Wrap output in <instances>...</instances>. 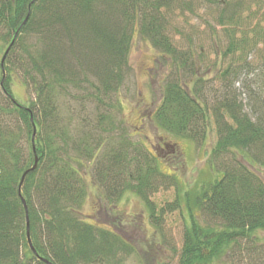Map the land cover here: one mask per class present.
I'll return each mask as SVG.
<instances>
[{
	"label": "trees",
	"instance_id": "obj_1",
	"mask_svg": "<svg viewBox=\"0 0 264 264\" xmlns=\"http://www.w3.org/2000/svg\"><path fill=\"white\" fill-rule=\"evenodd\" d=\"M240 1L228 0L229 12L220 13L218 24L235 28L226 34L225 57L264 45L258 22L240 26L239 9L246 6ZM189 8L183 0H0V43L9 47L0 84V264H123L134 249L110 217H99L106 203L90 221L82 218L89 184L101 202L134 192L159 224L150 197L167 185L155 164L156 150L165 151L167 143L159 137L149 152L131 142L115 121L112 96L128 72L134 32L168 57L175 73L196 74L189 52L182 57L168 35V15ZM229 69L219 72L221 95L212 98L202 95L201 79L186 87L170 76L149 111L157 129L194 144L204 141L210 116L215 127L209 162L222 176L195 200L223 229L192 220L177 264H210L222 253L239 264L242 241L249 245L246 264H264L258 247L264 236L256 235L264 231V182L235 156L243 151V160L264 169V100L250 92L251 112L245 113L227 90ZM14 71L34 94L27 105L9 89ZM179 208L175 200L161 207L160 216Z\"/></svg>",
	"mask_w": 264,
	"mask_h": 264
},
{
	"label": "rangeland",
	"instance_id": "obj_2",
	"mask_svg": "<svg viewBox=\"0 0 264 264\" xmlns=\"http://www.w3.org/2000/svg\"><path fill=\"white\" fill-rule=\"evenodd\" d=\"M183 1L189 3L190 8L176 10L168 15V35L181 56L189 52L196 74L191 77L190 71L182 69H177L175 73L170 59L134 32L127 57L128 72L121 87L112 96V99H117L115 121L125 130L131 142L142 144L149 152H153L152 145L160 141L159 137L164 138L167 143V149L163 152L156 150L158 156L155 157V164L166 176L167 185L150 197L155 205L159 224L155 225L141 198L131 191H126L114 203L101 202L98 200L95 186L89 184L86 201L81 210L82 218L90 221L96 210L106 203L102 208L104 211L106 209V212L102 211L99 217L103 220L110 217L107 221L116 223L119 233L132 243L134 249L123 264H177L184 230L191 225L192 220H198L203 227L214 231L223 229L220 221L206 218L195 200L203 190L222 176L209 162L210 152L216 141L212 117H209V128L201 144H194L190 140L157 129L151 118L149 111L159 104L167 78L178 75V78L186 81V87H193V81L201 79L198 87H201L202 95L212 98L219 96L223 87L217 80L219 72L230 66L231 86L227 90L230 94H235L237 101H241L244 112H251L248 97L250 92L264 100V45L258 43L243 56L236 54L225 57L223 54L228 42L226 34L235 30L229 25L218 24L221 11L227 14L231 8L226 4L228 0ZM242 1L246 6L243 5L239 9V12H242L240 26L245 24L246 27L254 28L258 22L260 28L256 30L264 35V0L240 2ZM243 18L246 23L241 24ZM241 28L237 29V35H240ZM252 35L253 33H250V36ZM5 47V43H0V59ZM2 77L6 78V72L2 73L0 70V81ZM9 89L19 104L27 105L29 101L34 100V94L24 85L16 71L10 75ZM72 103L71 100L68 102L75 111H79V105ZM243 155H246L243 151L235 152L237 159L258 174L264 182V169L247 163L243 160ZM175 200L179 201L180 208L160 216L161 207L166 209L167 205ZM256 235L264 236V231H258ZM248 246L247 241L241 242L239 248L243 251H237L241 258L239 264L248 262L245 253ZM258 247L264 248V244H259ZM229 256L230 254L222 253L210 264L235 263Z\"/></svg>",
	"mask_w": 264,
	"mask_h": 264
},
{
	"label": "water",
	"instance_id": "obj_3",
	"mask_svg": "<svg viewBox=\"0 0 264 264\" xmlns=\"http://www.w3.org/2000/svg\"><path fill=\"white\" fill-rule=\"evenodd\" d=\"M8 49H9V47L6 49L4 55H3L2 58H1V62H0V66H1V68H2V66H3V62H4V59H5V56H6L7 52H8ZM36 163H37V160L35 159V161H34V165H33L30 169H28L27 171H25V172L23 173L22 178H21V181H20V185H19V190H20V187H21V184H22V182H23V179H24L25 175H26L29 171H32V170L35 169V167H36ZM23 205H24V202H23ZM25 209H26V207H25ZM26 227H27V239H28V219H27V213H26ZM28 244H29V247L31 248V250L34 252V250H33V248H32V245H31L29 239H28Z\"/></svg>",
	"mask_w": 264,
	"mask_h": 264
}]
</instances>
